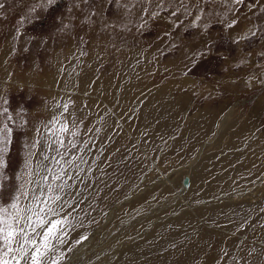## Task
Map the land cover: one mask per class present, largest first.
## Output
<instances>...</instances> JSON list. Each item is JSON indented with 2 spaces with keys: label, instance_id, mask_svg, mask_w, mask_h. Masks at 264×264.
Wrapping results in <instances>:
<instances>
[{
  "label": "rangeland",
  "instance_id": "rangeland-1",
  "mask_svg": "<svg viewBox=\"0 0 264 264\" xmlns=\"http://www.w3.org/2000/svg\"><path fill=\"white\" fill-rule=\"evenodd\" d=\"M158 2L152 0L149 6L144 0H55L53 4L0 0V64L21 77L13 82L0 78V106L8 107L14 118L20 115L5 154L4 172L11 179L6 180L0 199L7 202L12 194L15 177L24 167L26 144L37 138L39 122L46 125L44 118L52 119L47 109L81 106L86 114L82 117L78 112L79 134L65 140H78V147L87 143L82 155L88 163L80 178L69 181L83 199L68 209L72 227L63 250L67 252L69 246L72 250L64 264L81 248L87 253L85 262L73 259L69 264L99 261L105 248L116 242L113 238L103 242L110 230L114 239H124L128 231L118 227L121 223H133L129 230L136 231L153 225V220L165 226L158 241L169 238L175 244L149 256L147 248L140 247L138 253L150 262L181 258V264H196L214 256L216 264H260L262 255L253 254L248 245L256 246L260 236L264 241V0L240 4L215 0L201 4L203 13L193 7L197 0H186L191 13L185 15L181 9L176 16L171 12L179 0H163L162 10L156 8ZM144 7L157 14H143ZM197 14L201 19L193 24ZM230 21H235L232 27ZM61 61L69 63L66 79L80 73V65L103 75L108 81L105 87L117 78L127 100L121 105L119 97V104L100 107L107 112L101 121L107 118L111 130L97 131L93 116L90 119L94 97L105 101L97 93L87 88L83 96L72 94L63 86L66 98H58L51 88L26 81L23 73H54ZM137 71H142L143 81L137 79ZM129 72L136 76L130 78ZM157 88L162 93H155ZM143 94L146 105L142 106ZM128 103L134 107L128 109ZM141 108L151 113H142ZM69 115L64 118L70 126ZM188 176L191 182L181 199L178 191L186 186ZM134 194L136 199L117 207ZM112 211L115 216L110 220ZM137 235L130 238V251L142 242L135 241ZM84 236L87 239L74 243Z\"/></svg>",
  "mask_w": 264,
  "mask_h": 264
},
{
  "label": "snow or ice",
  "instance_id": "snow-or-ice-1",
  "mask_svg": "<svg viewBox=\"0 0 264 264\" xmlns=\"http://www.w3.org/2000/svg\"><path fill=\"white\" fill-rule=\"evenodd\" d=\"M54 2L47 0L48 4ZM144 2L149 6L152 4V0ZM214 2L197 0L193 7L200 8L203 13L201 4ZM242 2L233 0L234 4ZM156 8L162 10L163 0H159ZM181 9L185 15L191 13L186 0H179L171 15L176 16ZM142 12L150 16L157 14L155 11L149 13V7H144ZM200 19V14H197L193 24ZM234 24L235 21H230L228 26ZM3 104L7 105L8 101L4 100ZM67 112L68 105L64 104L63 113L54 115L43 130H36L37 138L31 144H26L24 167L15 177L17 183L12 194L7 202L0 199V264H64L67 252L72 250L71 246L67 252L63 250L72 227L68 209L81 203L83 197L78 189L73 192L76 184L69 181L80 178V173L84 171L83 165L88 161L82 155L87 143L78 147V140H65L66 136L74 138L79 134L75 120L69 126L67 118H62ZM19 118V114L14 118L8 107L0 106V191L7 186L6 180L11 179L4 172L5 154L11 144L13 126ZM85 239L86 236L81 237L74 243L78 245Z\"/></svg>",
  "mask_w": 264,
  "mask_h": 264
},
{
  "label": "bare ground",
  "instance_id": "bare-ground-1",
  "mask_svg": "<svg viewBox=\"0 0 264 264\" xmlns=\"http://www.w3.org/2000/svg\"><path fill=\"white\" fill-rule=\"evenodd\" d=\"M70 54V53H69ZM65 60V59H64ZM77 60V59H76ZM86 60V59H85ZM131 60V59H130ZM71 61V60H70ZM63 62H65V61H61L60 63H58V64H60V65H58L59 66V69L58 68H55V67H57V65L54 67L55 69H58V70H56V71H53L54 73H47L46 75H38V74H35V73H28V74H25V73H23L24 74V76H25V78L27 79L26 81H28V82H30V83H37V84H39V85H43L45 88H48V89H50L51 88V90H53V94H55L58 98L60 97V96H63V97H65L66 95H65V92H64V87L63 86H67L68 87V90L72 93V92H75V93H72V94H78V95H85V94H83V93H85L86 92V89L88 88V89H90L91 91H93V92H95V94L97 93L99 96H101V98L102 99H104L105 101L104 102H100V100H98L96 97H94L96 100H97V102H92V104H91V108H92V110H91V115H90V119H92V116H93V119H94V123L95 124H97L98 125V129H108L109 128V126H111L109 123H108V120H107V118H106V121H104V120H102L101 121V119H102V117L103 116H107V112L106 111H104V110H101L102 108H100L101 106H104L105 105V107L104 108H106V106L108 107L109 105L110 106H114V105H116V104H119V100H118V98L120 97V102H121V105H123L124 103H125V101L127 100V98L124 96V94L118 89V86H117V78L115 77V78H113V81L112 82H110V86L108 85V84H106V86L108 85V87H105V86H103V84L104 83H107L108 81L105 79V77L103 76V75H100V76H96V74L95 73H93L92 71V69L89 67V65L88 66H82L81 67V65H80V70L78 71V72H80V73H77V74H72L71 76H69L70 77V79H66V77H67V74H66V76L64 77V72H65V70H67V69H69V63H63ZM83 64V63H82ZM132 64V63H131ZM72 66L74 67V65L72 64ZM72 67V68H73ZM77 67L75 66V69H76ZM136 68H138V67H136ZM115 70V69H114ZM136 70V69H135ZM138 70V69H137ZM73 71H74V69H73ZM100 71V70H99ZM114 72V71H113ZM66 73H67V71H66ZM130 73V72H129ZM135 73V72H134ZM137 73H138V71H137ZM136 73V74H137ZM139 74V77H137V79H140V81L142 80V78H141V76H142V71L140 72V73H138ZM17 75H13V73H12V71H8L6 68H5V65H3L2 63L0 64V78H5V79H10L11 80V82H13V81H17V80H19L21 77H16ZM20 76V75H19ZM97 77V79H98V77H100V79L97 81V82H95L93 79H95L96 77ZM132 76L133 77H135L136 75H134V74H132V73H130V75H129V77L130 78H132ZM15 77H16V79H15ZM62 77V79L60 80V83H59V79ZM129 78V79H130ZM23 79V78H22ZM133 79V78H132ZM1 80V79H0ZM147 80V79H146ZM143 81V80H142ZM23 83V82H22ZM59 83V84H58ZM93 83V84H92ZM142 83V82H141ZM148 83H150V81H148ZM152 83V82H151ZM24 84V83H23ZM144 84V83H143ZM150 85V84H149ZM143 86V85H142ZM147 86V85H146ZM1 87V86H0ZM4 88V87H3ZM87 89V90H88ZM155 89V87H153V90ZM159 89L160 88H157L154 92L155 93H157V92H159V93H162V91L160 90L159 91ZM167 92V91H166ZM110 93L111 94H114V95H110ZM169 93H171V92H169ZM71 94V95H72ZM94 94V95H95ZM71 95H70V97H71ZM169 95V94H168ZM68 96V95H67ZM108 97H110V98H108ZM145 97H146V94H143V95H141L140 96V102H139V105H146V100H143V99H145ZM66 98V97H65ZM100 98V97H99ZM56 99V98H55ZM63 99V98H62ZM75 99H77L78 100V102H74L77 106H78V104L80 105V101H79V99H78V97H75ZM63 100H65V99H63ZM83 100H84V98H83ZM56 102V101H55ZM82 102V101H81ZM143 102V103H142ZM186 102V101H185ZM50 103V102H49ZM59 103V102H58ZM57 103V104H58ZM62 103H64V102H62ZM85 103V102H84ZM101 103H103L102 105H101ZM188 103V102H187ZM82 104H83V102H82ZM74 105V104H73ZM49 107V106H48ZM79 107H80V110H77V109H79ZM79 107H77V108H73V107H68V112L67 113H64V116H68V113L70 114L69 115V117L72 119V120H77L76 122H78V112H79V114H80V116H82V115H84V114H86V111H84V109H83V107H81V106H79ZM134 107V104H132V103H128V109L129 108H133ZM147 107V106H146ZM73 108V109H72ZM112 108V107H111ZM47 109V108H46ZM110 109V108H109ZM48 110V114H50L51 115V117L52 116H54V115H59V114H61V113H63V108H60V107H58V106H56V107H53L52 106V108H48L47 109ZM90 110V109H89ZM116 110V109H115ZM119 110V109H118ZM114 111V110H113ZM112 111V112H113ZM141 111H142V113H145V114H150L151 113V111L149 110V109H147V108H145V109H143V108H141ZM89 113V112H88ZM111 113V112H110ZM47 114V115H48ZM114 114H115V112H114ZM44 115H46V112L44 111ZM49 115V116H50ZM109 115V114H108ZM64 116L62 117V118H64ZM110 116V115H109ZM111 116H112V114H111ZM121 116V115H120ZM134 116V115H133ZM229 116V115H228ZM83 117V116H82ZM113 118H114V116H112ZM117 117V116H116ZM88 118H89V116H88ZM110 118V117H109ZM120 118V117H119ZM68 119V118H67ZM71 119H69V120H71ZM84 119V118H83ZM110 119H112V118H110ZM114 119H116V118H114ZM227 119V118H226ZM226 119L224 118L223 120H222V123H221V126H219L220 128L218 129V132L222 129V127L225 125V121H226ZM47 118L45 119L44 118V122H45V124L47 123ZM71 120V121H72ZM86 120V119H85ZM119 120H122V119H119ZM49 121V120H48ZM88 121V120H87ZM118 121V120H117ZM90 122V121H89ZM40 125H41V129L43 130V128H44V123H43V121L41 120L40 122ZM118 123V122H117ZM91 124V123H90ZM82 125V124H81ZM92 125V124H91ZM120 125V124H119ZM71 126V125H70ZM124 126H126V127H128L127 125H126V123H125V121H124ZM85 127V126H84ZM39 128V127H38ZM91 128V127H90ZM93 128V127H92ZM91 128V129H92ZM240 128V127H239ZM110 129V128H109ZM122 129H124V128H122ZM87 130V129H86ZM93 130V129H92ZM111 130V129H110ZM125 130V129H124ZM94 131V130H93ZM101 131V130H100ZM120 131H122V130H120ZM223 131H224V129H223ZM83 133V132H82ZM220 133H221V131H220ZM97 134V133H96ZM238 134V133H237ZM240 134V133H239ZM88 139V138H87ZM198 158L201 156V153H199L198 155ZM261 163V162H260ZM256 166V165H255ZM259 167V166H258ZM257 167V168H258ZM255 170V169H254ZM189 177V181L191 182V180H190V176H188ZM252 177V176H251ZM191 179H193V175H192V178ZM170 181H172L173 183H174V181H173V179H169ZM254 181V180H253ZM189 182V183H190ZM259 182V181H258ZM261 186V185H260ZM188 187H189V184L188 185H186L183 189H180L179 191H178V193H180V195H182L181 196V199H183L184 198V196H183V194H185V191L188 189ZM261 188V187H260ZM257 193V192H256ZM136 194H134V195H132V196H130V197H128L127 199H125L124 201H122V202H120L118 205H117V207H120V206H122V205H124L125 203H128L131 199H136V197H138V196H135ZM135 196V197H134ZM134 197V198H133ZM184 202V201H183ZM262 202V201H261ZM133 208V207H132ZM131 208V210H133ZM142 208H144V207H142ZM141 208V209H142ZM126 209H129V207H127V208H122V210H126ZM192 209H194V208H192ZM162 210V209H161ZM200 210H201V208H200ZM202 210H205V209H202ZM223 210V209H222ZM163 211V210H162ZM195 211V210H194ZM219 211H220V209H219ZM247 211V210H246ZM141 212V211H140ZM171 212H173V211H171ZM189 213H190V211H188ZM221 212V211H220ZM115 211H112L111 213H110V215H109V219L111 220L114 216H115ZM123 213V212H122ZM121 213V214H122ZM124 213H125V211H124ZM137 213H138V211H137ZM152 213H154V212H152ZM166 213V212H165ZM207 213V212H206ZM205 213V214H206ZM127 214H129V213H127ZM136 214V213H135ZM167 214V213H166ZM201 214V213H200ZM186 215V214H185ZM189 215V214H188ZM203 215V214H202ZM202 215H200L201 217H202ZM249 214H247V216H248ZM116 216H118V215H116ZM131 216H132V214H131ZM136 216V215H135ZM141 216V215H140ZM171 216V215H170ZM205 216V215H204ZM208 216H210V215H208ZM246 216V215H245ZM246 216V217H247ZM251 216V215H250ZM157 217V216H156ZM155 217V218H156ZM164 217H166L165 215H164ZM186 217V216H185ZM195 217V216H194ZM200 217V218H201ZM257 217V216H256ZM260 217V216H259ZM258 217V218H259ZM143 218H146V217H144L143 216ZM161 218H163V217H161ZM187 218H189V217H187ZM193 218V217H192ZM255 218V217H254ZM128 219V218H127ZM131 219V218H130ZM138 219H140V218H138ZM251 218H249V220H250ZM260 219V218H259ZM122 220H126L125 218L124 219H122ZM136 220L137 219H135L133 222H136ZM162 220H164V218L162 219ZM183 220V219H182ZM186 220V219H185ZM189 220V219H188ZM194 220V219H193ZM126 221H128V220H126ZM125 221V222H126ZM203 221V220H202ZM262 221V220H261ZM185 222V221H184ZM187 222V221H186ZM189 222V221H188ZM258 222V221H257ZM128 223V222H127ZM152 223H153V225H149V226H147V227H145L144 229H137L136 231L135 230H129L130 229V227H131V225L133 224H130V222H129V224H124V222L123 223H121L118 227L120 228V227H122V226H124V228H122V230H124V232L125 231H128V233L124 236V239L122 238V239H114V237H113V234H114V230L112 229V230H110V232L102 239L103 240V242L105 243L106 241H108V240H111V238H113V240H115L116 242L114 243V245L109 249H107V248H105V251H104V253L102 254V256H101V260H99V261H94V262H92V263H90V264H112V263H114V264H156V263H154V262H150L146 257H143V255H142V252L141 253H138V251L140 250V247H142V246H144V247H146L147 248V251L145 252V255L146 256H149V255H152V254H154V253H161V252H164V251H167V250H169L175 243H173L172 242V240H170L169 238H166V239H163V240H161V241H158V237L157 236H159L160 234H161V230L163 229V227H165L164 226V222H159V221H157V223L153 220L152 221ZM249 223V222H248ZM252 223V222H251ZM136 224V223H135ZM168 224V223H167ZM195 224V223H194ZM193 224V225H194ZM223 224V223H222ZM260 224V223H259ZM134 225V224H133ZM184 225V224H183ZM182 225V226H183ZM192 225V224H191ZM192 225V226H193ZM199 225V224H198ZM201 225V224H200ZM220 225H221V222H220ZM257 225V224H256ZM168 226V225H167ZM190 226V225H189ZM188 226V227H189ZM223 226V225H222ZM136 227V226H135ZM101 228H103V226L101 227ZM138 228V227H137ZM189 228H191V227H189ZM188 228V229H189ZM194 228V227H193ZM192 228V229H193ZM200 228V227H199ZM136 229V228H135ZM184 229V228H183ZM196 230H198V229H196ZM258 230V229H257ZM155 231H158L155 235H151V234H153ZM191 231V230H190ZM256 231V230H255ZM123 232V233H124ZM149 232V233H148ZM188 232V231H187ZM186 232V233H187ZM204 232V231H203ZM230 232H232V231H230ZM258 232V231H257ZM264 232V231H263ZM262 232V233H263ZM120 233V232H119ZM126 233V232H125ZM124 233V234H125ZM260 233V232H259ZM116 234V233H115ZM135 234H138L137 235V237H136V239H135V241H138V240H142V242L140 243V245H139V248L138 249H133V251H130V249H129V247H130V238L133 236V235H135ZM183 234H184V232H183ZM189 235V234H188ZM261 235V234H260ZM190 236V235H189ZM192 236V235H191ZM256 237H257V235H255ZM262 236H263V234H262ZM115 237H116V235H115ZM120 237V236H119ZM203 237V235L202 236H199V235H197V238L199 239V238H202ZM179 238V237H178ZM189 238V237H188ZM260 238H261V236L259 237V239H255V243H257V245L256 246H249L248 245V247L249 248H253V254H260V255H262V257H261V259H260V264H264V241L263 242H261V240H260ZM93 239L94 238H92V241H93ZM193 239V238H192ZM191 239V240H192ZM263 239V238H262ZM209 240V238H206L205 239V241L207 242ZM134 241V242H135ZM193 241V240H192ZM195 241V240H194ZM193 241V242H194ZM204 241V242H205ZM187 242V241H186ZM87 244H88V242L87 243H85V245H84V247H87ZM190 244H192V243H190ZM194 244V243H193ZM260 244V245H259ZM104 245H106V244H104ZM97 246V245H96ZM189 246V245H188ZM209 246V249L211 248V245H208ZM98 247H100V245L98 246ZM97 248V247H96ZM193 248V247H192ZM100 249V248H99ZM102 249V248H101ZM103 249H104V247H103ZM183 249H185L184 247H183ZM182 249V250H183ZM189 249V248H188ZM96 250V249H95ZM94 250V252H96ZM85 248H81V249H78L77 250V253L72 257V259L71 260H69L68 262H66L65 264H69L73 259H76V260H78V263H82V262H85V259H86V257H87V253H85ZM178 251V250H177ZM177 251H171L170 252V254L171 253H180V252H177ZM101 252H103V251H101ZM91 253V252H90ZM93 253V252H92ZM97 253V252H96ZM89 256V255H88ZM91 256V255H90ZM90 256H89V258H90ZM138 258H142L143 260L142 261H140ZM214 260V256H209V257H207V260H201V261H199V262H197L196 264H216V262H214L213 261ZM192 262V261H191ZM182 263V259L181 258H178V259H176V260H174V261H166V262H164V263H161V264H181ZM186 264V263H185ZM189 264H190V262H189ZM254 264V263H253Z\"/></svg>",
  "mask_w": 264,
  "mask_h": 264
},
{
  "label": "water",
  "instance_id": "water-1",
  "mask_svg": "<svg viewBox=\"0 0 264 264\" xmlns=\"http://www.w3.org/2000/svg\"><path fill=\"white\" fill-rule=\"evenodd\" d=\"M189 182H190V181H189V177H186V178L184 179V182H183V183H184V185H188Z\"/></svg>",
  "mask_w": 264,
  "mask_h": 264
}]
</instances>
